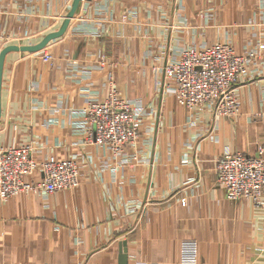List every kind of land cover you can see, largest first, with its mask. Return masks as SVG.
I'll return each instance as SVG.
<instances>
[{
	"label": "crops",
	"instance_id": "0c3cea01",
	"mask_svg": "<svg viewBox=\"0 0 264 264\" xmlns=\"http://www.w3.org/2000/svg\"><path fill=\"white\" fill-rule=\"evenodd\" d=\"M72 3L0 0V34L35 45L60 29ZM214 45L259 56L237 84L233 119L190 114L162 71L187 47ZM262 47L264 0H81L60 39L8 53L0 146L72 160L80 185L0 201V264H183L193 247L195 264H264V207L228 201L215 172L226 153L264 148ZM111 81L143 110L140 138L120 157L87 145L76 114L103 102Z\"/></svg>",
	"mask_w": 264,
	"mask_h": 264
},
{
	"label": "built area",
	"instance_id": "2783aa9c",
	"mask_svg": "<svg viewBox=\"0 0 264 264\" xmlns=\"http://www.w3.org/2000/svg\"><path fill=\"white\" fill-rule=\"evenodd\" d=\"M25 41L0 34V48L26 46ZM258 57L253 50L237 54L228 45L204 49L187 47L180 52L178 59L169 61L162 71L174 100L190 114L197 115L209 110L216 121L220 118L231 119L240 112L237 84L251 76V66ZM44 58L46 61L51 59L48 54H44ZM102 62L101 67H104V58ZM157 71L155 68L154 72ZM76 114L85 121L83 135L87 145L105 147L111 155L120 157L137 141V120L143 115V110L123 101L115 83L111 81L103 102H89ZM191 125L194 126V123ZM216 176L217 184L224 189L228 201L245 199L255 208L264 207L263 147L258 148L257 157L226 153L217 161ZM79 185V169L72 160L54 157L38 160L30 145L14 149L0 146L2 202L19 195H52ZM191 249L183 264H195V248Z\"/></svg>",
	"mask_w": 264,
	"mask_h": 264
},
{
	"label": "water",
	"instance_id": "95a60500",
	"mask_svg": "<svg viewBox=\"0 0 264 264\" xmlns=\"http://www.w3.org/2000/svg\"><path fill=\"white\" fill-rule=\"evenodd\" d=\"M80 1L81 0H73L71 10L68 13L66 19L64 20L62 26L57 32L47 34L35 45H30V46L28 45V46H22V47L8 46V47H5L0 52V117H1V87H2L3 69H4L6 55L10 52H23V53H29V54L37 53L45 49L49 45V43H51L52 41L60 39L64 35L69 25L70 20L77 13ZM121 264H127V261L125 258H123V263L121 262Z\"/></svg>",
	"mask_w": 264,
	"mask_h": 264
},
{
	"label": "rangeland",
	"instance_id": "374dc122",
	"mask_svg": "<svg viewBox=\"0 0 264 264\" xmlns=\"http://www.w3.org/2000/svg\"><path fill=\"white\" fill-rule=\"evenodd\" d=\"M3 48H5V47H3ZM48 55L51 57V59L48 61V62H50V61H52V56H51L50 54H48ZM102 58H104V56H103V57H102V56L100 57V65H101V63H103V62H102ZM104 60H105V58H104ZM239 83H240V82H239ZM116 89H117V88H116ZM142 116H143V115H142ZM142 116H141V117H142ZM141 117H140V118H141ZM140 118H139V119H140ZM139 119H138V120H139ZM231 119H233V118H231ZM138 120H137V121H138ZM139 138H140V130H139V135H138L137 141L139 140ZM137 141H136V143H137ZM136 143L132 146L131 149L134 148V146L136 145ZM129 150H130V149H128L127 152H128ZM219 159H220V158H219ZM219 159H218V160H219ZM218 160H217V161H218ZM217 161H216V164H217ZM215 172H216V165H215ZM216 183H217V176H216ZM218 186H219V185H218ZM61 192H62V191H61Z\"/></svg>",
	"mask_w": 264,
	"mask_h": 264
}]
</instances>
